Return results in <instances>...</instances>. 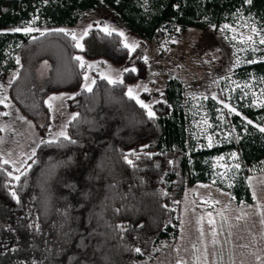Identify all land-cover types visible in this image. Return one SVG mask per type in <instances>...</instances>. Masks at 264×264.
Instances as JSON below:
<instances>
[{
    "label": "trees",
    "instance_id": "obj_1",
    "mask_svg": "<svg viewBox=\"0 0 264 264\" xmlns=\"http://www.w3.org/2000/svg\"><path fill=\"white\" fill-rule=\"evenodd\" d=\"M103 6L158 44L176 36L177 29L219 26L242 12L264 27V0H0V73L17 71L9 90L13 103L42 134L50 122L45 103L50 95L70 93L74 99L68 98V107L79 113L66 129L76 143L40 142L19 181L7 175L11 164H0V264H135L154 257L162 241L179 233L177 205L186 188L213 181L214 158L232 151L241 168L231 186L216 184L237 203L253 202L248 172L264 159V132L256 125L231 114L228 141L200 148L190 135L178 78L167 80L164 99L153 106L155 119H149L126 94L148 73L141 49L129 51L119 32L109 36L93 27L81 50L71 36L55 31L75 26ZM33 20L45 30H5ZM79 55L121 67L123 83L109 84L96 75L92 92L84 91L87 69L74 59ZM258 55L235 76L264 79V51ZM43 63L48 70L41 77ZM217 105L213 98L206 101L212 122L218 120ZM237 107L264 124V105L240 101ZM132 150L136 155L129 156V165L124 156Z\"/></svg>",
    "mask_w": 264,
    "mask_h": 264
},
{
    "label": "rangeland",
    "instance_id": "obj_2",
    "mask_svg": "<svg viewBox=\"0 0 264 264\" xmlns=\"http://www.w3.org/2000/svg\"><path fill=\"white\" fill-rule=\"evenodd\" d=\"M28 24L5 30L12 31ZM226 24L234 28L235 32L230 29L221 31ZM105 25L110 30L124 33V42L138 45L144 58L148 59L147 75L129 88L134 89V95L139 99L150 104L153 111L154 104L164 99L161 93L163 94L168 79L176 77L183 83L189 131L198 147H208V137H212V146L223 144L231 137L229 115L236 113L230 112L224 104L234 108L244 118L245 115L237 107L240 101L255 107L264 105V79L235 76L238 69L250 64V60L257 61L258 54L264 51V45L258 43L259 36L250 31L251 27H264L252 15L236 13L230 21L216 26L215 30L213 25L205 29L180 28L176 36L161 44L153 39L142 38L130 30L117 12L107 6L88 12L78 24L65 28L79 37L89 26L101 28ZM30 26L38 29L32 32L45 30L35 22ZM234 35L236 40L232 39ZM248 35H253L257 43L253 45L239 42L241 37L246 38ZM79 56L86 63L99 62L94 69L86 68L85 74L90 79H95L101 73L113 79H123V69L111 61ZM237 59L239 64L236 63ZM47 70V65L43 63L39 70L40 76L44 77ZM16 74V69L6 74L0 73V99L7 97L5 104L8 105L5 107V104H0V156L14 162L11 164L13 175H19L14 167L21 168V171L27 167L28 157L32 156L40 142L53 139L54 134L73 115L68 107L70 93L50 95L49 97L63 96V99L52 101L50 122L46 133L42 134L10 98L9 82L13 81ZM84 83L85 81L83 85ZM145 87L148 91L144 90ZM213 96L218 104L216 122L210 120L206 106L207 99ZM5 112L8 115H3ZM252 123L259 129L264 127V124ZM219 157L224 159L219 160ZM213 163L214 180L187 187L178 202V235L162 241L156 256L138 260L135 264H264V159L248 172L247 182L253 195L251 203H237L229 191L216 184L221 181L227 186L232 185L233 178L241 168L237 151L219 155L214 158ZM236 164L240 167L236 168Z\"/></svg>",
    "mask_w": 264,
    "mask_h": 264
},
{
    "label": "snow or ice",
    "instance_id": "obj_3",
    "mask_svg": "<svg viewBox=\"0 0 264 264\" xmlns=\"http://www.w3.org/2000/svg\"><path fill=\"white\" fill-rule=\"evenodd\" d=\"M252 2V0H245V3H248L250 4ZM35 20L29 22V24L23 28H15L13 29L12 31H15V32H21L23 31L25 34H28V33H31L32 31L34 30H38V29H33L30 25L32 23H34ZM99 24V22H97ZM213 30L216 29V26L213 25ZM91 29V26H89V29H86L84 30L83 34L80 35L79 37L77 36V34L75 32H70L66 29H57L55 31H58V32H62L64 33L65 35H69L71 36V39L75 42V47L76 48H79L81 50H83V44L80 42L84 39L85 36L88 35V31ZM226 29H230L231 31L235 32V29L234 28H231L230 25H224L222 29H220L221 31H224ZM100 31L106 33L107 35H112L113 34V31L114 30H110L109 27L107 25L103 26L100 28ZM177 31H179V29H177ZM250 31L251 33L255 34V36H259V40H258V43L260 45H264V34H262V32H264V29H257L256 27H251L250 28ZM43 35V33H41ZM118 35L120 36H123L124 33L120 32L118 33ZM227 38V37H226ZM233 40H236L237 37L234 35L232 37ZM240 43H244V44H256L257 41L254 39L253 35H248L246 38L245 37H241ZM138 45H129L128 43H124L123 47L126 48V49H129V51H134L135 48L137 47ZM253 51H256L255 48L252 49ZM74 59H76L77 61H79V66L81 68H87V69H94L98 66V63L99 62H96V63H86L83 59V57H80V56H76ZM145 62H147V58L145 57ZM239 59L236 60V63L239 64ZM249 63H255L257 61H248ZM17 63H19V60L17 59ZM124 72H137V69L136 68H125L124 69ZM101 76V79H105L108 81L109 84H117V83H123V80L122 79H113L111 78L110 76H108L107 74L105 73H101L100 74ZM85 83L84 85L82 86L83 87V90L84 91H87V92H92L93 90V85L96 83V80L95 79H90L89 75L85 74L84 77H83ZM90 81V82H89ZM9 84H11V81L9 82ZM2 87V86H0ZM145 91H148V89L145 87L144 88ZM127 96L130 98V99H134L136 101L137 104L140 105L141 108L145 109L146 112H147V116L149 119H155V112L152 110V106L148 103H145L143 100L139 99V97L137 95H134V89L133 88H128V91H127ZM161 95H163L161 93ZM69 99H74L73 96H69L68 97ZM56 99H63V96L61 97H55V96H52V97H49V100L46 101L45 103L47 104L48 108L50 111L53 110V104H52V101L56 100ZM213 99H216L215 96H213ZM7 100V97H4L3 99H0V104H5V101ZM160 101H157V103H159ZM221 103H223L221 101ZM8 105L5 104V107H7ZM224 107L225 108H229V111L230 112H234L236 113L237 115H240L238 112H236V110L234 108H230L228 104H224ZM3 115H8V113H3ZM79 116V113H76V114H73L70 118V120L67 122V124L63 125L61 127V130L57 133L54 134V138L53 139H50V140H47V141H41L42 143H46V144H59L60 143V139L62 138L63 141H68L69 143H72V144H75L76 141L72 139L71 136H69L68 132H67V127H68V124H71L72 121L76 120L77 117ZM246 119V118H245ZM248 124H251L252 121L251 120H248L247 121ZM261 132H264V127H261L259 129ZM49 131H51V129L49 128ZM208 140H209V144L207 145L208 147H212V137H208ZM143 147H148V145H144ZM136 155V152L135 150H132L131 152L125 154L124 156V159L126 160V162L129 164V165H132L133 162L131 159H129V156H134ZM233 155V158H235V153L232 154ZM35 156V151H33L32 153V156H29L28 159L31 160L33 157ZM219 160H223L224 157H219L218 158ZM35 162V161H33ZM170 164L172 163L171 161L169 162ZM0 164H3V165H9V164H14V162L12 161H9L7 159H3V160H0ZM31 165H28V168H30ZM236 168H239V164H236L235 165ZM4 169L0 168V171H3ZM14 171L15 172H19L20 174L19 175H13V171H8L7 172V175L9 177H11L13 180L15 181H19L21 179V176L22 175H26V172L24 171H21V168L19 167H14ZM11 195L13 197V199L16 200L17 203H19V198L17 196V193L13 190L11 191ZM116 211H119V209H117ZM211 223V221H210ZM118 227H122V226H118ZM140 227H143V225H140ZM135 251L137 253H140L141 252V249L139 248H136Z\"/></svg>",
    "mask_w": 264,
    "mask_h": 264
}]
</instances>
